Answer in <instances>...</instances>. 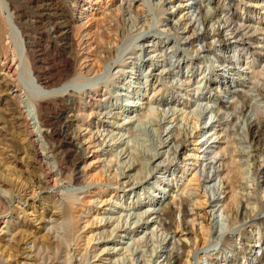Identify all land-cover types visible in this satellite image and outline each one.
<instances>
[{"label":"rangeland","instance_id":"rangeland-1","mask_svg":"<svg viewBox=\"0 0 264 264\" xmlns=\"http://www.w3.org/2000/svg\"><path fill=\"white\" fill-rule=\"evenodd\" d=\"M13 1L31 56L21 58L20 100L0 85V147L16 144V183L63 172L46 191L0 181L11 202L0 207V264H167L180 243L178 264H264V140L256 153L248 126L264 124V0ZM7 15L0 0V22ZM108 49L110 63L92 75ZM69 64L75 82L55 97L28 72L45 86ZM38 102L50 131L73 121L70 159L39 164L43 150L20 149L37 130ZM232 161L234 194L225 184ZM166 206L172 216L159 219Z\"/></svg>","mask_w":264,"mask_h":264},{"label":"bare ground","instance_id":"bare-ground-1","mask_svg":"<svg viewBox=\"0 0 264 264\" xmlns=\"http://www.w3.org/2000/svg\"><path fill=\"white\" fill-rule=\"evenodd\" d=\"M14 2L15 1H13V0H2L3 7L6 9L8 15H7L6 19H4L3 21L0 22V85L3 84L4 87H5L4 89L6 91H8L9 95H13L14 97H17L20 100L21 99V85L18 82L17 75H18V70H20V67L22 65V59L25 60L26 62L29 61V59H30L31 53H30L29 50L31 49V43H30L31 38H30V35L27 34V30L25 29V27L20 23L21 21L19 22L18 19H17V16H14L13 12H11V9H12V6H13ZM11 18H12V20L15 21V23H16L18 29H19L20 35H22V38H23V40L25 42V49H24V47L22 45V40H21L20 35H18V33L16 32L15 28L12 25L13 23H11ZM2 25L3 26L4 25L7 26L5 31L2 28ZM240 28H241V26H240ZM247 28H248V25H247L246 29ZM250 30H252V29H250ZM242 31H244V29ZM236 33H237L236 30L232 29V32L230 34L234 35L235 38H238V39L242 40V38H239V34L238 33L236 34ZM248 33H250L249 30H248ZM238 39H236V40H238ZM15 41L16 42L18 41L20 43V54H17L15 52V49H14L15 46L13 47V44H14ZM224 41L225 42L229 41V39H224ZM251 42H252V44L254 43L253 41H251ZM227 44H230V42H228ZM252 44H251V46H252ZM98 49H97V52L100 51V49H99V51H98ZM101 52H105L106 56L100 55L101 53L98 54V55L96 54L97 55L96 56L97 57L96 58L97 59L96 60V65H95V67L93 68V71H92V75L95 74L94 76L98 75V73L101 71V68H102L103 65L107 66L108 63H110L109 62L110 59H111L110 50L108 49V51H101ZM21 54H22V57H21ZM71 67H72V65H70L65 70H63L61 75L57 78V81H55V82L53 81L54 83H51L50 81L49 82L47 81V85H49V86H47V85L44 86L41 83L40 76L36 75V73H33V69L32 68L30 70L28 69L29 70L28 72H30L29 75L31 74L38 81L39 85H38L37 89L39 90V92H41L42 94H45L47 96L53 95L55 97V96L66 94L65 91H69V89H65V90H62V91H59V90L55 91L53 89L60 88L61 86L67 87L68 85H70V84L72 85V83L75 82V81H72V80H75L76 78H74V79L71 78V74L73 73ZM99 76H100V74H99ZM83 77H86V76H82V75L80 76L79 75L78 78H83ZM64 78L66 79V82L62 83V79H64ZM81 82H83V81H81ZM47 90H50L51 92H49ZM93 90L96 91V88L93 89ZM39 101H41V100H39ZM74 105L75 104L71 105V108H74L75 107ZM40 108H42V107H40V103L36 104L35 112H36V121H37V124H38V126L36 128L37 130L35 129L36 131H34L35 124L30 123V122H32L34 117L30 118L28 115L26 116L25 112L22 111L21 107L19 108V112L20 111L22 112V113L20 112L21 113V115H20L21 117H20L19 120L22 123L25 122L27 125H30V127H31V124L34 125L33 129H31L30 132L25 135V137H23L22 139H18L21 142L20 149L21 150L27 149L26 146L30 145V146H32V148H34L36 150L38 148H40L41 151L43 150L41 153L37 152V155H36L37 157L36 156L33 157V158H37V160L40 162V163L38 162L39 164H41L42 162L46 163V158L54 160L55 162L57 161L58 163H60L61 161L59 160V158H60L61 155H64L63 156V160H67V158L70 159L69 158L70 156L73 157L72 153H74V151H73L72 148L75 145V139L79 137V136L77 137V135L72 137L71 134L68 131V128H69V126L71 125V123L73 121H71V120L68 121V123L66 125H63L60 128V130L50 131L48 128H45V127H48L47 125L50 124V123H48V121L46 119H44V117L42 116V113L40 112L41 111ZM23 113H24V117H23ZM31 117H32V115H31ZM10 119H11V117H10ZM256 119H257V117L255 119L250 120V122H248L249 123L248 126H249V130H250V138H251L250 141H251L252 145H254V149L253 150L256 153H259L260 150H261L260 146H261V144H262V142L264 140V126H263L264 124L261 125L259 123L260 120H258L259 121L258 122ZM1 120H4V119L0 118V121ZM5 120H7V119H5ZM8 121H10V120H8ZM16 122H17V120H16ZM16 122L14 121V124ZM12 128H13V126H12ZM2 130L3 129L0 128V132ZM23 132H21L19 134L22 135ZM4 134H6V133H4ZM0 135H1V133H0ZM43 140L45 142V145L42 142ZM90 142L92 143L91 139H90ZM7 143L4 144V146L0 147V176H1L0 177V179H1L0 181L3 182L2 184L10 185L11 188L13 190H15L17 193L21 192L22 190H25V186H28L31 189L32 188H36V189H41V190H44V191L50 190V189H53V188L56 187V185L58 184V180H59L57 178V176L61 175V173L63 172V169H60V168H58V169H60V172H57V173L54 172V169H52V171H50V172L49 171L47 172V170H46L45 173L42 171V173H44V174L41 175V176H38V177L35 175L37 178L33 179V180L32 179L29 180L30 177L28 178V176H27L28 179L26 178L27 179L26 183L25 182L21 183L19 181L16 183L15 181H17V180L11 179L12 177H14V172H15V169H14L15 167H13L12 164L17 162L16 160H14L15 157H17V156H15L16 152H14V150L10 151L9 148L15 146L16 144L12 146V145H10V143L9 144H7ZM184 143H185V141L183 140V141L180 142V145L183 146ZM20 149H17V150H20ZM174 151L177 153L178 150L176 151V149L174 148ZM262 151L264 152V149H262ZM154 157L155 156H153L152 158H154ZM20 159H22V158H20ZM30 167H33V166H30ZM227 175H228V178H227V181L225 182V184L228 185V189H230L232 191V193L234 194L235 190H236L235 188L239 187L238 178H239V175H241V174H240V169L238 168V165H236L233 161L231 163L230 168H228V174ZM19 177H21V175ZM74 180H75V178H74ZM136 183H138V180L135 181L133 183V185H135ZM233 196L234 195H232V197H231V198H233V200L231 201L232 204H234V202L236 200V199H234ZM9 203H11L10 202V198L7 199L6 197H3L0 194V207H5ZM185 204H186V200H185ZM62 206H63L62 209H60L58 206L57 207L55 206L56 208L54 207L55 208L54 211L51 209L52 210V212H51L52 215L50 217L51 221H56V219H58V218L63 216V214L65 213V208H64L63 203H62ZM185 206H183V207H185ZM184 209L185 208H183V210ZM173 210H174V208H170V207H167V206L164 209H159L158 211L160 212V217H158V218L159 219H163V216H166L167 218H170L172 216V214H173ZM183 212H184L185 216L188 215V211L186 209ZM236 213H237V210H236L235 214ZM40 220L41 221H45L44 220V216L41 217ZM166 224L168 225L169 222L166 223ZM179 246H180V250L178 249V250H175V251L170 252L169 254H167V255H169L168 257H166V260H167L166 263L167 264H178L180 262V260L182 259L183 252H184L185 248L183 247L184 245L182 243H180ZM102 251H104L105 253H109L110 252L108 249H104Z\"/></svg>","mask_w":264,"mask_h":264}]
</instances>
